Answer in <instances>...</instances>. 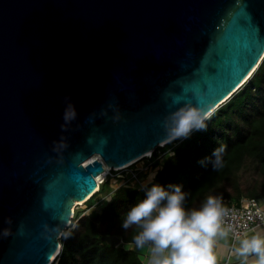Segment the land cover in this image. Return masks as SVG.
<instances>
[{"label":"water","instance_id":"water-1","mask_svg":"<svg viewBox=\"0 0 264 264\" xmlns=\"http://www.w3.org/2000/svg\"><path fill=\"white\" fill-rule=\"evenodd\" d=\"M263 59L264 0H0V264H47L104 164L172 141L166 118L212 114Z\"/></svg>","mask_w":264,"mask_h":264},{"label":"trees","instance_id":"trees-1","mask_svg":"<svg viewBox=\"0 0 264 264\" xmlns=\"http://www.w3.org/2000/svg\"><path fill=\"white\" fill-rule=\"evenodd\" d=\"M251 76L205 121L206 131L193 130L188 138L153 151L150 158L157 171L149 187L182 185L189 211L199 209L209 195L221 197L224 207L240 204L244 198L264 199V59ZM221 146L222 167L213 170L212 152ZM111 179L84 202L86 213L80 218L75 215L53 264H146L133 242L138 229L121 227L145 192L126 183L103 198ZM110 235L119 236L122 243L112 246L103 240Z\"/></svg>","mask_w":264,"mask_h":264},{"label":"clouds","instance_id":"clouds-1","mask_svg":"<svg viewBox=\"0 0 264 264\" xmlns=\"http://www.w3.org/2000/svg\"><path fill=\"white\" fill-rule=\"evenodd\" d=\"M210 115V112L191 104L179 108L166 118L167 138L186 139L193 130L206 131L205 121ZM75 118V107L69 103L63 119L67 123ZM167 119L171 120V127ZM61 128L66 130L65 125H61ZM58 147L67 145L61 142ZM223 152L222 146L213 150V170L222 167ZM182 187L170 184L166 188L152 184L145 190L144 198L126 213L121 227L124 230L133 226L138 229L133 242L137 249L149 250L148 264H217L214 248L218 238L228 236L229 229L223 227L228 209L222 204L221 197L209 195L199 209L186 210L184 203L188 193ZM6 222L11 223V219ZM4 235H10V230H5ZM68 235L70 233L65 234L64 238ZM235 254L241 258V264H248L249 257H254L255 264H264V236L257 234L242 239Z\"/></svg>","mask_w":264,"mask_h":264},{"label":"built area","instance_id":"built-area-1","mask_svg":"<svg viewBox=\"0 0 264 264\" xmlns=\"http://www.w3.org/2000/svg\"><path fill=\"white\" fill-rule=\"evenodd\" d=\"M151 156L152 154L145 157ZM161 156H163V153H161ZM137 162H135L134 164H136ZM152 164L153 161L151 162V165ZM132 165L117 169L104 164L105 171L102 174L103 178L101 180L99 179V177H101L102 175L97 178L99 188L101 184L107 181L109 176L115 178L123 175V179H125V182L123 184L129 183L132 186L136 187L139 191L145 192V190L150 188L149 185L150 183H152L153 180L150 183H144V171L137 168L132 169ZM122 170H126V172L121 173L123 172ZM132 182L134 183L132 184ZM225 208L228 209L229 214L224 218L223 227L226 230L229 229L228 235L232 238L234 243L237 239L246 236L250 231L254 230L255 228L259 226H264V207L261 205L260 200L254 198H244L240 204H233ZM75 215L76 213L75 211H73L72 219L69 221L66 229L73 225L72 221L75 218ZM65 231L61 233L60 239L65 235ZM229 260L230 259H228L226 264H228Z\"/></svg>","mask_w":264,"mask_h":264},{"label":"crops","instance_id":"crops-1","mask_svg":"<svg viewBox=\"0 0 264 264\" xmlns=\"http://www.w3.org/2000/svg\"><path fill=\"white\" fill-rule=\"evenodd\" d=\"M261 205L264 207V199L260 200ZM262 235L264 236V226H259L254 230L250 231L246 236L241 237L233 242L232 238L228 235L226 238H218L214 252L217 256V264H241V258L235 254V249L239 246V243L244 238H249L252 235ZM138 250V249H137ZM139 251V250H138ZM140 253L144 259V262L148 264L150 259V252L147 248L140 249ZM248 264H255L254 257H249Z\"/></svg>","mask_w":264,"mask_h":264},{"label":"rangeland","instance_id":"rangeland-1","mask_svg":"<svg viewBox=\"0 0 264 264\" xmlns=\"http://www.w3.org/2000/svg\"><path fill=\"white\" fill-rule=\"evenodd\" d=\"M161 153H163V152H161ZM151 162H152V158H150V157L149 158H144V159L138 161L136 164H134L135 166L132 167V169H136L137 168V169H141V170L144 171V174H145L144 178H143L144 183H150L154 179L155 173L157 171V169L154 166L151 165ZM122 171L123 172H121V173H125L126 172V170H122ZM102 178H100V180ZM124 182H125V179H123V175L120 176V177L112 178L111 181L108 183L107 189H105L104 192L102 193V197L108 199L113 194L115 189L117 187L123 185ZM133 183L134 182H132V184ZM102 185L103 184H101L100 187ZM76 205L77 206H75L74 211L76 213V217L78 215V218H80L86 213L85 212V204H84V202H82V203H77ZM138 250L140 251V249H138Z\"/></svg>","mask_w":264,"mask_h":264},{"label":"bare ground","instance_id":"bare-ground-1","mask_svg":"<svg viewBox=\"0 0 264 264\" xmlns=\"http://www.w3.org/2000/svg\"><path fill=\"white\" fill-rule=\"evenodd\" d=\"M252 74H254V72L252 73ZM251 74V75H252ZM250 75V77H252ZM248 80V79H247ZM164 143H166V142H164ZM164 143H162V144H164ZM152 152H153V150H151V151H149L148 153H144L142 156H140V157H138L137 159H135V160H133L132 162H130L129 164H127V165H125V166H122V167H116V168H124V167H126V166H129L130 164H132V163H135V162H137V161H139L140 159H142L141 157H145V156H149V155H151L152 154ZM103 177V175L101 176V177H99V179L100 178H102ZM99 189V185H97L95 188H94V190L84 199V200H77L76 202H74V206L77 204V203H82V202H85V200H87V199H89L97 190ZM79 201V202H78ZM82 201V202H81ZM74 211V207H73V210H72V212ZM61 250H62V247H61V245H58V248H57V250L55 251V253L53 254V256H52V258H51V260L47 263V264H53V262L55 261V259L58 257V255L60 254V252H61Z\"/></svg>","mask_w":264,"mask_h":264}]
</instances>
